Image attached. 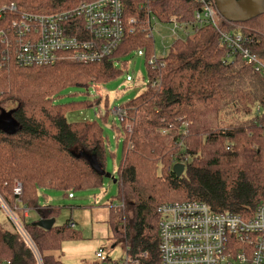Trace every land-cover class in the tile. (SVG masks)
Here are the masks:
<instances>
[{
	"label": "trees",
	"instance_id": "16d2710c",
	"mask_svg": "<svg viewBox=\"0 0 264 264\" xmlns=\"http://www.w3.org/2000/svg\"><path fill=\"white\" fill-rule=\"evenodd\" d=\"M83 1L92 0H0V6L57 13ZM198 8L197 0H125V18H137L142 28L148 15L161 23L175 15L188 26L189 33L172 42L157 69L147 63L155 41L145 31L128 33L111 56L88 65L61 59L48 66L0 67V201L32 244L0 205L9 224L0 223V264H65L62 243L79 239L80 232L69 220L49 230L36 225L58 215L57 206L40 204L39 194L102 187L104 177L93 161L106 169L104 124L110 106L105 99L101 121H68L67 112L98 107L101 96L69 103L56 99L67 88L88 90L116 79L126 65L121 58L133 51L142 52L148 80L138 96L118 106L124 115L111 125L123 135L119 204L108 205L112 238L123 239L125 253L140 264H161V204L198 201L213 212L252 215L264 198V76L241 56L228 58L212 25L191 26ZM219 28L247 36L251 52L264 62V15L240 23L220 17ZM2 104L13 107L3 109ZM176 162L184 164L180 176L172 171ZM16 181L20 197L13 193ZM32 211L38 216L29 222Z\"/></svg>",
	"mask_w": 264,
	"mask_h": 264
},
{
	"label": "built area",
	"instance_id": "2783aa9c",
	"mask_svg": "<svg viewBox=\"0 0 264 264\" xmlns=\"http://www.w3.org/2000/svg\"><path fill=\"white\" fill-rule=\"evenodd\" d=\"M197 1L199 8L191 26L212 25L228 49V58L239 55L264 76V62L251 52L248 37L237 30L222 31L219 28L221 15L215 0ZM124 3L125 0L83 1L57 13L19 11L12 3L1 5L0 67L10 63L48 66L61 59L88 65L111 56L128 33L145 31L154 40V35H159L156 27L168 25L172 42L189 33L187 24L179 22L175 15L165 23L148 15L146 27L142 28L137 18H125ZM10 13L12 17H8ZM162 52L157 56L154 49L147 62L151 69L164 65L168 52L164 46ZM111 115L122 118L124 111L118 106L113 107ZM126 129L130 131V126ZM13 193L17 197L22 193L17 181ZM0 205L32 246L15 214L1 201ZM157 211L161 264H264V198L248 218L228 211L213 212L208 205L198 201L163 203ZM28 213L24 208L23 216L27 217ZM69 226L75 224L71 222ZM94 258L96 264H140L126 253L122 258H112L104 247L95 251Z\"/></svg>",
	"mask_w": 264,
	"mask_h": 264
},
{
	"label": "rangeland",
	"instance_id": "374dc122",
	"mask_svg": "<svg viewBox=\"0 0 264 264\" xmlns=\"http://www.w3.org/2000/svg\"><path fill=\"white\" fill-rule=\"evenodd\" d=\"M219 22V19H218ZM159 35H154V48L157 56L162 55L163 46L168 51L172 42L169 26H157ZM140 51L121 58L126 61L122 67L123 73L116 79L105 84H97L80 90L75 87L65 89L56 100L60 103L91 99L100 95L102 102L98 107L78 109L67 112L68 121L94 120L101 121L104 113V100L107 99L110 106V115L105 126V138L108 142V153L103 185L98 189L62 191L58 189H45L40 192L41 205H55L58 207V215L55 224L61 225L66 221H73L75 229L80 232L79 239H70L62 243V259L65 264H93L95 251L104 247L106 252L115 259L122 258L125 254L124 240L112 238V233L107 225L108 205L112 202L119 204L118 199V174L117 167L121 159L123 148V135L112 129L113 121L118 123V118L111 115L113 107H117L138 96L147 83V67L145 58ZM72 63V62H71ZM119 62L116 63L118 65ZM3 109L13 107L10 104H2ZM5 119L10 120L9 113ZM38 214L32 211L28 221L36 220ZM0 223L9 227L6 215L0 210Z\"/></svg>",
	"mask_w": 264,
	"mask_h": 264
},
{
	"label": "water",
	"instance_id": "95a60500",
	"mask_svg": "<svg viewBox=\"0 0 264 264\" xmlns=\"http://www.w3.org/2000/svg\"><path fill=\"white\" fill-rule=\"evenodd\" d=\"M215 4L221 17L230 23L246 22L259 15H264V0H215ZM93 168L102 177L109 176L97 162L93 161ZM172 171L180 176L184 171V164L174 163ZM35 224L49 230L54 226L55 219H39Z\"/></svg>",
	"mask_w": 264,
	"mask_h": 264
},
{
	"label": "bare ground",
	"instance_id": "6f19581e",
	"mask_svg": "<svg viewBox=\"0 0 264 264\" xmlns=\"http://www.w3.org/2000/svg\"><path fill=\"white\" fill-rule=\"evenodd\" d=\"M170 203V202H169ZM159 215V214H158ZM68 225V224H67ZM128 255V254H127ZM137 257V256H136ZM144 261V260H143ZM142 264V263H141Z\"/></svg>",
	"mask_w": 264,
	"mask_h": 264
},
{
	"label": "crops",
	"instance_id": "0c3cea01",
	"mask_svg": "<svg viewBox=\"0 0 264 264\" xmlns=\"http://www.w3.org/2000/svg\"><path fill=\"white\" fill-rule=\"evenodd\" d=\"M71 222H73V221H71ZM74 223V222H73Z\"/></svg>",
	"mask_w": 264,
	"mask_h": 264
}]
</instances>
